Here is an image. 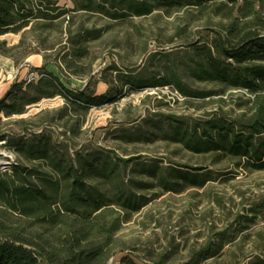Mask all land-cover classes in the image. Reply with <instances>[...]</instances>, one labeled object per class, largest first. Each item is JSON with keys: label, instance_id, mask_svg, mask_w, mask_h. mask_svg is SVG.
I'll return each instance as SVG.
<instances>
[{"label": "rangeland", "instance_id": "1", "mask_svg": "<svg viewBox=\"0 0 264 264\" xmlns=\"http://www.w3.org/2000/svg\"><path fill=\"white\" fill-rule=\"evenodd\" d=\"M49 1L60 7L49 13L68 12L50 22L48 36L20 34L22 51H36L43 60L37 66L21 62L25 70L13 82L10 101L24 109L0 110V132L7 135L0 156L14 155L50 185L62 184L63 172L70 173V184L78 170L108 196L122 189L144 198L147 203L118 232L122 246L108 264L127 255L139 264H249L263 258L264 170L238 167L221 153L193 151L181 139L200 137L215 117L234 118L241 99L250 96L222 92L198 76L196 47L211 45L215 23L229 11L219 4L208 11L210 20L160 12L113 20L79 10L85 0ZM81 26L89 32L77 43ZM77 49L81 61L70 54ZM7 70L0 60V81ZM177 84L224 94L185 96ZM34 96L39 99L27 103ZM85 96L108 102L87 104ZM179 169L209 172L211 179L203 186L173 180ZM168 180L178 183L167 190ZM207 251L211 256L200 260Z\"/></svg>", "mask_w": 264, "mask_h": 264}, {"label": "trees", "instance_id": "2", "mask_svg": "<svg viewBox=\"0 0 264 264\" xmlns=\"http://www.w3.org/2000/svg\"><path fill=\"white\" fill-rule=\"evenodd\" d=\"M219 4L229 13L220 14L222 18L215 23L216 37L211 45L196 47L195 55L200 59L198 76L219 84L222 92L245 90L250 96L241 99L238 105L241 111L234 118L215 117L200 137L181 139L193 151L221 153L236 160L238 167L264 170V0H85L79 10L96 11L113 20L147 17L156 12L195 14L194 19L210 20L213 15L208 11ZM59 9L49 0H0V37L27 26L32 32L48 36L54 25L50 22L68 12L49 13ZM70 32L67 29V34ZM88 32L81 26L75 42L85 40ZM67 41L74 43L70 37ZM22 46V41L8 46L0 40V53L16 64L37 53L22 51ZM78 49L70 54L81 61L82 52ZM177 87L183 95L198 98L224 94L192 92L180 84ZM14 89L12 85L0 100V110L7 114L21 113L24 109V105L10 101ZM218 98L225 101L222 96ZM38 99L39 96H34L27 103ZM83 99L94 105L108 102L104 96ZM6 138L0 132V140ZM209 174L179 169L173 180L203 186L211 179ZM61 176L63 183L54 186L38 181L32 169L19 162L0 171V264H108L121 249L118 232L129 221V214L140 210L147 201L122 189L113 197L108 196L89 186L78 170L72 174L70 184V173L63 172ZM177 183L168 180L163 186L170 190ZM209 252H201L199 259L211 256ZM118 264L139 263L127 255ZM249 264H264V257Z\"/></svg>", "mask_w": 264, "mask_h": 264}, {"label": "crops", "instance_id": "3", "mask_svg": "<svg viewBox=\"0 0 264 264\" xmlns=\"http://www.w3.org/2000/svg\"><path fill=\"white\" fill-rule=\"evenodd\" d=\"M27 30H29V26L21 28L19 32H15V33H13L12 31L7 32L6 34L0 37V40L6 42L8 46L16 45L19 42L20 34L22 32H26ZM0 60L3 61L4 65L8 69L7 72L9 73L8 76H4V78L0 81V100H1L11 90L14 80L16 79V77H18L19 73L25 70V68H23L24 66H22L21 62L20 64L19 63L16 64L12 58L1 55V53H0ZM42 60L43 58L39 53H31L23 59V61L26 62H30V61L34 62L35 66L40 64Z\"/></svg>", "mask_w": 264, "mask_h": 264}, {"label": "built area", "instance_id": "4", "mask_svg": "<svg viewBox=\"0 0 264 264\" xmlns=\"http://www.w3.org/2000/svg\"><path fill=\"white\" fill-rule=\"evenodd\" d=\"M29 78L33 79L36 76L35 72H29ZM6 161L0 164V171L9 170L13 165L17 164L16 158L12 154H5Z\"/></svg>", "mask_w": 264, "mask_h": 264}, {"label": "bare ground", "instance_id": "5", "mask_svg": "<svg viewBox=\"0 0 264 264\" xmlns=\"http://www.w3.org/2000/svg\"><path fill=\"white\" fill-rule=\"evenodd\" d=\"M72 65L74 64L72 61L70 62ZM6 161L5 154L0 156V164L4 163Z\"/></svg>", "mask_w": 264, "mask_h": 264}]
</instances>
